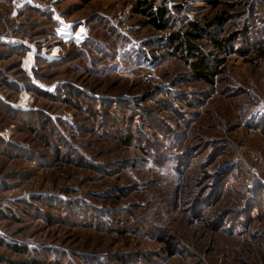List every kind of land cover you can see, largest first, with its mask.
Returning a JSON list of instances; mask_svg holds the SVG:
<instances>
[{
  "label": "rangeland",
  "instance_id": "1",
  "mask_svg": "<svg viewBox=\"0 0 264 264\" xmlns=\"http://www.w3.org/2000/svg\"><path fill=\"white\" fill-rule=\"evenodd\" d=\"M136 1L0 0V264H264V0ZM215 14L197 80L156 40Z\"/></svg>",
  "mask_w": 264,
  "mask_h": 264
},
{
  "label": "trees",
  "instance_id": "2",
  "mask_svg": "<svg viewBox=\"0 0 264 264\" xmlns=\"http://www.w3.org/2000/svg\"><path fill=\"white\" fill-rule=\"evenodd\" d=\"M208 3L212 6L218 5L217 0H208ZM136 9L140 13H144L147 16V23L158 31H166L173 27L171 26L173 16L170 9L164 4L155 6L153 0H137ZM225 19L224 14H215L204 23L189 20L187 26H178L176 29L170 30L165 39H157L156 47H159L158 49L167 50L171 56L181 55L184 61L190 66L197 80L212 82L214 77L220 72L218 66L222 60L216 56H211L212 52H206L200 44L203 40H208L217 55L232 50L231 42L234 35L221 37L218 33L220 30L218 27L224 23ZM240 51H242V49H240ZM181 99L188 105H193V103L196 102V100L191 98ZM161 102L165 103L167 101L161 100ZM146 112L153 114V112ZM107 119L110 125H115L117 127L122 124V121H117L115 119L114 114L109 115ZM136 119V124L129 125L127 130H125L126 135L122 137L123 142H129L134 136L141 137V126L155 129L158 125L147 117L145 118L144 115L138 116ZM138 134H140V136H138ZM118 221L119 218H117L116 222ZM121 223H123V221H120V224ZM161 237L160 241H163L164 245L166 243L165 247L169 251H172V241L165 236Z\"/></svg>",
  "mask_w": 264,
  "mask_h": 264
},
{
  "label": "bare ground",
  "instance_id": "3",
  "mask_svg": "<svg viewBox=\"0 0 264 264\" xmlns=\"http://www.w3.org/2000/svg\"><path fill=\"white\" fill-rule=\"evenodd\" d=\"M72 33H73L72 23H69V22L64 20L62 22L61 35L65 36L66 38H69V37H71ZM85 33H86L85 27L81 26L79 31H78L77 38L82 37ZM29 99H30V97H29L28 93H26V92L23 93L22 99L17 106L20 108H25L27 106Z\"/></svg>",
  "mask_w": 264,
  "mask_h": 264
},
{
  "label": "snow or ice",
  "instance_id": "4",
  "mask_svg": "<svg viewBox=\"0 0 264 264\" xmlns=\"http://www.w3.org/2000/svg\"><path fill=\"white\" fill-rule=\"evenodd\" d=\"M262 111H264V109H262Z\"/></svg>",
  "mask_w": 264,
  "mask_h": 264
}]
</instances>
